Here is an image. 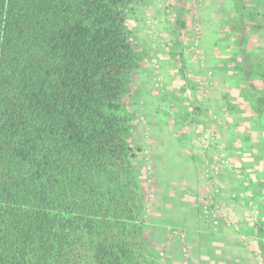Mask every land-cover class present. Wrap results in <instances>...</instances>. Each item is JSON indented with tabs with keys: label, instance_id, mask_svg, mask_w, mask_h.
<instances>
[{
	"label": "trees",
	"instance_id": "obj_1",
	"mask_svg": "<svg viewBox=\"0 0 264 264\" xmlns=\"http://www.w3.org/2000/svg\"><path fill=\"white\" fill-rule=\"evenodd\" d=\"M136 1L0 0V264H157L125 106ZM240 54L245 95L264 64Z\"/></svg>",
	"mask_w": 264,
	"mask_h": 264
},
{
	"label": "crops",
	"instance_id": "obj_2",
	"mask_svg": "<svg viewBox=\"0 0 264 264\" xmlns=\"http://www.w3.org/2000/svg\"><path fill=\"white\" fill-rule=\"evenodd\" d=\"M254 1L245 0L243 6L264 21V0ZM227 10L235 12L231 4L225 8ZM259 27L264 29V23ZM213 33L220 41L223 42L224 38L230 43L229 47L228 44L221 46L215 40L206 47L216 75L218 72L227 73L220 85L216 83L221 87L220 94L211 96L209 109L189 115V119H196L194 124L179 121L182 111L189 109L186 100L182 103L183 110L170 114L167 126L151 124L152 154L156 165L161 166L156 168L162 187H157L151 200H147L145 243L148 251L163 253V264H264V254L261 253L264 252V105L256 99L264 95V80L253 77L248 83L245 79V95H242V48L235 44L237 34ZM245 36L248 40L245 67H253L258 61L264 64V32H245ZM167 57L165 50L160 58L166 60ZM169 73L174 77L169 88L185 93L182 73L175 68ZM199 103H204L201 96ZM127 111L132 117L129 131L133 150L131 163L140 181L142 169L139 165L143 161L138 159L136 151L140 142L137 143L134 132V112ZM209 112L221 117L218 121L211 120ZM154 115L157 114L153 113L152 117ZM195 128L200 129L203 138L213 128L216 134L214 149L227 161L228 167L218 180L222 189H215L213 195L220 213L216 228L206 225L201 215L202 200L209 193L201 189V171L197 167L199 155L195 153L192 141Z\"/></svg>",
	"mask_w": 264,
	"mask_h": 264
},
{
	"label": "rangeland",
	"instance_id": "obj_3",
	"mask_svg": "<svg viewBox=\"0 0 264 264\" xmlns=\"http://www.w3.org/2000/svg\"><path fill=\"white\" fill-rule=\"evenodd\" d=\"M243 2L245 0H137L127 13L130 39L139 66L129 77L130 90L125 97V106L134 112L133 124L136 127L134 132L138 138L137 143L140 142L138 143L140 148L136 151L138 159L143 161L139 165L142 169L140 181L135 175V166L133 168L143 200V241L146 250L145 221L149 209L147 200H151L157 187H162V179L157 175V168L161 166L156 165L152 154L154 147L151 145V124L167 126L171 119L170 114L180 111L185 100L189 109L195 104H200L199 96L204 101L200 104L199 112L210 108L208 102L211 96L220 94V80H224L227 73L225 75L224 72H218L216 75L210 65L211 54L207 53L206 47L208 48L211 41L215 40L221 46L226 44L230 46L224 38L222 42L218 37L213 36V32H235L237 34L235 44L242 49L248 44L245 32H264V29L259 27L264 21L253 16V11L245 10ZM230 4L234 8V13L229 12V9L225 11ZM230 14H233L231 18ZM165 50L168 52V57L166 60H161L160 57ZM172 68L182 73L180 75L184 79L185 93L172 91L169 88L172 86L170 82L174 79L169 73ZM206 82L210 84L207 85ZM217 82L219 85H216ZM155 109L158 111L154 112ZM153 113L157 115L152 117ZM208 114L211 120L218 121L221 117L211 112ZM212 130L213 128H210V134L203 138L200 129L195 128L192 141L195 144V153L199 155L197 167L201 171L203 185L201 189L206 194L209 193L206 195L207 198L203 197L202 203L207 200L215 206L213 195L217 189H222L218 182L219 176L228 166L226 158L222 157L223 154L217 153L214 149L216 134ZM216 210L220 217L217 207ZM147 252L157 264H163L162 252L155 253L148 250Z\"/></svg>",
	"mask_w": 264,
	"mask_h": 264
},
{
	"label": "built area",
	"instance_id": "obj_4",
	"mask_svg": "<svg viewBox=\"0 0 264 264\" xmlns=\"http://www.w3.org/2000/svg\"><path fill=\"white\" fill-rule=\"evenodd\" d=\"M206 83L207 85L210 84V82H206ZM232 196H234V194H232ZM210 202L204 200V202L202 203L203 205L201 206L200 209L201 215L206 225L216 228L217 226H219L220 217L218 215V211L216 210V207Z\"/></svg>",
	"mask_w": 264,
	"mask_h": 264
}]
</instances>
